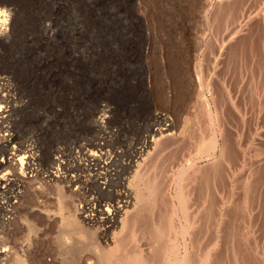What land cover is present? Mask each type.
Masks as SVG:
<instances>
[{
  "label": "rangeland",
  "instance_id": "374dc122",
  "mask_svg": "<svg viewBox=\"0 0 264 264\" xmlns=\"http://www.w3.org/2000/svg\"><path fill=\"white\" fill-rule=\"evenodd\" d=\"M1 14L20 129L45 161L68 141L82 165L28 188L0 264H264V0H0ZM101 105L120 165L98 145Z\"/></svg>",
  "mask_w": 264,
  "mask_h": 264
},
{
  "label": "built area",
  "instance_id": "2783aa9c",
  "mask_svg": "<svg viewBox=\"0 0 264 264\" xmlns=\"http://www.w3.org/2000/svg\"><path fill=\"white\" fill-rule=\"evenodd\" d=\"M13 84L9 77L0 75V164H3L0 170L2 171L0 174V234L11 229L19 213L24 196L23 181L26 178H35L36 185H48L54 180L61 181L65 177L68 160V147L64 141L54 143L50 149L48 161H45L40 133L33 130L27 133L20 129L19 116L17 117L15 113L20 99ZM103 108L107 109L105 111L107 117L109 109ZM75 146L71 145L70 149L73 163L80 162L78 154L80 147ZM16 154L24 157L21 167L20 162L16 160L14 163H18L19 166L16 167L13 163L15 167L4 170L12 163ZM8 242L0 243V250L6 248L10 251ZM4 244L5 247L2 246ZM0 259L7 258L1 255Z\"/></svg>",
  "mask_w": 264,
  "mask_h": 264
},
{
  "label": "bare ground",
  "instance_id": "6f19581e",
  "mask_svg": "<svg viewBox=\"0 0 264 264\" xmlns=\"http://www.w3.org/2000/svg\"><path fill=\"white\" fill-rule=\"evenodd\" d=\"M2 12V11H1ZM2 15V19L0 20V36H2V35H4L5 33H6V31L8 30V25H9V21H10V18H11V16L10 15H5V17H4V15L3 14H1ZM254 45V44H253ZM252 48V47H251ZM250 48V49H251ZM103 107H108V105H104V106H101V107H99L98 108V111H97V115H98V113H100L99 114V116L97 117V115H96V123H97V127H98V131L101 133V132H104L105 131V133L107 134L108 133V136L107 137H105L104 138V141L105 142H103V143H98V141H99V137H98V140H96V142L98 143V145H99V148L100 147H106V148H109V150L111 149L112 150V154L110 155V158H109V160H113L114 161V163L117 161L118 162V164L120 165V160H121V158L124 156V151H122V150H119V151H117L118 149H117V147L114 145V146H112V147H110V146H108L107 145V143H108V141H111V142H114V141H116V137H114V135H115V132L118 130V128H115V129H113L112 127H110L109 125H108V120L111 118V115H107V117H106V115H105V111L107 110V109H105V108H103ZM158 113V112H157ZM162 113V112H161ZM164 114V113H163ZM106 117V119H105V121H103V118H105ZM19 120H20V116H19ZM102 122H104V124H102ZM166 123H169V121H167ZM165 125H167V124H165ZM108 128V129H107ZM169 128H161V127H158L157 129H156V132L157 133H159V134H163L164 133V131H167ZM99 133V134H100ZM109 133H110V136H109ZM157 133H156V135H157ZM169 134V133H168ZM154 137V136H153ZM152 137V138H153ZM165 137V136H164ZM151 141H155V139L154 140H151ZM214 142V141H213ZM203 143V142H202ZM211 143V142H210ZM216 144V143H215ZM71 145H72V142H68L67 141V147H68V152H70V149H71ZM160 145V144H159ZM207 146V145H206ZM215 146V145H214ZM167 148V147H166ZM92 149V148H91ZM205 149V148H204ZM207 149V148H206ZM94 150L95 151H98V148H94ZM201 150H203V149H201ZM191 151V150H190ZM206 151V150H205ZM207 151H209V150H207ZM89 152V151H88ZM203 152H204V150H203ZM87 153V152H86ZM158 154V153H157ZM201 154V153H200ZM204 154V153H203ZM68 155V154H67ZM85 155V154H84ZM197 155V154H196ZM17 156H18V154H16V156H14V158H13V161H12V163L9 165V166H7L6 168H4V170L5 169H7L8 167H17V166H19V164H20V167H21V164L23 163V158L24 157H22V156H18V158H17ZM189 156V155H188ZM73 157L72 156H70V160H69V156H68V160H67V165L68 164H71V165H79V166H81L82 165V163L81 162H76V163H73V161L71 160ZM16 160H18V162H20L19 164L18 163H14ZM84 160L86 161V163H88L89 161L88 160H86V157L84 158ZM129 161H131V160H129ZM69 162V163H68ZM217 162V161H216ZM14 163V165H12ZM147 163V162H146ZM102 164V165H101ZM100 165L103 167V169H104V172H102V171H98V170H96V172H97V177L99 178V182H102V181H104V179H103V177H104V175L105 174H111V171L112 170H110L111 169V167H112V165L111 166H105L106 164H104V162L103 163H101ZM151 165V164H150ZM162 165V164H161ZM214 165H216V164H214ZM2 166H3V164H0V170L2 169ZM148 166V165H147ZM220 166V165H219ZM91 167H92V165H91ZM102 167H100V168H102ZM108 167V169H106ZM165 167V166H164ZM189 167V166H188ZM67 166H66V174H65V177L63 178V180H61V181H58V180H54L51 184H48V185H44V184H38V185H36L35 184V178H26L24 181H23V186H24V196H23V199H22V201H21V204L20 205H22V203H23V201H24V198H25V196H26V194H27V191H28V188L30 187V186H32L33 188H36L38 191H42L44 188H46V187H48V186H51L52 184H58V183H61V184H65L66 183V180H67V174H68V172H67ZM146 170H148V169H146ZM186 170V169H185ZM219 170V169H218ZM78 172L81 174V170H78ZM118 172V171H117ZM184 172V171H183ZM198 172V171H197ZM214 172V171H213ZM222 172H223V170H222ZM2 173V171H0V174ZM145 173V172H144ZM152 173V172H151ZM210 173V172H209ZM220 173V172H219ZM112 174H114L113 172H112ZM111 174V175H112ZM180 174V173H179ZM185 174V173H184ZM183 174V175H184ZM214 174V173H213ZM182 175V174H181ZM186 175V174H185ZM141 176V175H140ZM177 176V175H176ZM193 176V175H192ZM208 176V175H207ZM177 177H179V176H177ZM141 179V178H140ZM146 179V178H145ZM157 179V178H156ZM182 180V179H181ZM195 180H197V179H195ZM180 181V180H179ZM199 181V180H198ZM150 182V181H149ZM101 185H102V187H104V189L107 187V185L105 184V183H100ZM193 185V184H192ZM200 185H201V183H200ZM214 185V184H213ZM199 186V185H198ZM204 186V185H203ZM207 186V185H206ZM156 187H157V184H156ZM160 187V186H159ZM180 188H181V186H179ZM155 188V187H154ZM199 189V188H198ZM184 190V189H183ZM59 191V190H58ZM61 191V190H60ZM115 191H117V188L115 189ZM121 191H124V189H121ZM150 191H151V189H150ZM156 191V190H155ZM179 192H181V190L179 191ZM60 193V192H59ZM119 193H121L122 194V192H119ZM130 193V194H129ZM129 193H128V196L127 197H132V195H131V192L129 191ZM148 193H150V192H148ZM188 193V192H187ZM61 194V193H60ZM60 194H58V195H60ZM154 194V193H153ZM190 195V194H189ZM62 196V195H61ZM149 196V195H148ZM159 196V195H158ZM183 196V195H182ZM182 196H179L178 195V197H182ZM206 196V195H205ZM163 197V196H162ZM184 197V196H183ZM182 197V198H183ZM62 198V197H61ZM139 198V197H138ZM143 198V197H142ZM150 198V197H149ZM160 198V197H159ZM182 198H179L180 200L182 199ZM191 198V197H190ZM202 198H203V196H202ZM60 199V198H59ZM147 199V198H146ZM185 199H187L186 197H184V202H185ZM188 199H189V197H188ZM179 200V201H180ZM208 200H209V198H208ZM62 200H60L59 202H61ZM138 201V200H137ZM173 201V200H172ZM207 201V200H206ZM39 202H42V200H40ZM181 202V201H180ZM184 202H182V204L184 203ZM203 202V201H202ZM264 202V201H263ZM104 202H102L101 204H103ZM151 203V202H150ZM186 203V202H185ZM85 203H84V200H82V201H80L79 202V207H81V209H82V207H83V205H84ZM119 204H121V203H119ZM143 204V203H142ZM153 204V203H152ZM158 204V203H157ZM159 204H160V202H159ZM167 204V203H166ZM182 204H180L181 206H182ZM263 204V203H262ZM71 205H73V204H71ZM143 206V205H142ZM175 206V205H174ZM185 206V205H184ZM184 206H182V207H184ZM190 206V205H189ZM213 206H215V205H213ZM181 207V208H182ZM187 207V206H186ZM70 208V207H69ZM141 208V207H140ZM180 208V209H181ZM73 209V208H72ZM71 209V210H72ZM147 209V208H146ZM160 209V208H159ZM185 209H187V208H185ZM184 209V210H185ZM70 210V211H71ZM130 210V209H129ZM132 210V209H131ZM134 210V209H133ZM162 210V209H161ZM166 210V209H165ZM171 210V209H170ZM181 210H183V209H181ZM188 210V209H187ZM263 210V209H262ZM152 211V210H151ZM190 211V210H189ZM131 212V211H130ZM133 212V211H132ZM146 212V211H145ZM159 212V211H158ZM180 212H182V211H180ZM179 212V213H180ZM186 211H184V213H185ZM138 213H140V212H138ZM183 213V214H184ZM187 213V212H186ZM199 213V212H198ZM19 214V213H18ZM84 214H85V212H84ZM166 214V213H165ZM169 214V213H168ZM182 214V215H183ZM200 214V213H199ZM208 214V213H207ZM74 214L71 212L69 215H67L68 216V221H70V223H72V224H74V226H76L77 225V223H76V221H74V216H73ZM164 215V214H163ZM162 215V216H163ZM185 215H187V214H185ZM210 215H211V213H210ZM134 216V215H133ZM161 216V217H162ZM177 216V215H176ZM189 216V215H188ZM193 216V215H192ZM200 216V215H199ZM205 216V215H204ZM245 216V215H244ZM86 218H87V220H89V221H93V219H94V217H93V215L92 214H86V216H85ZM135 217V216H134ZM158 217V216H157ZM208 217V216H207ZM108 218H110V220H115L114 219V217H111V215H109V217ZM151 218V217H150ZM163 218V217H162ZM185 218H187L186 216H185ZM209 218V217H208ZM213 218V217H212ZM192 219V218H191ZM129 220V219H128ZM148 220V219H147ZM146 220V221H147ZM68 221H66L67 223H68ZM131 220H129V221H126V223H128V222H130ZM140 221V220H139ZM165 221V220H164ZM205 221V220H204ZM143 222V221H142ZM158 222V221H157ZM168 222V221H167ZM200 222V221H199ZM202 222V221H201ZM206 222L207 221H205V225H206ZM124 223V222H123ZM140 223V222H139ZM159 223V222H158ZM196 223V222H195ZM1 224V223H0ZM28 224V223H27ZM30 224V223H29ZM62 224H64L63 222H62ZM66 224V223H65ZM110 224H115V222L114 221H112V222H110ZM156 224V223H155ZM154 224V225H155ZM161 224V223H160ZM165 224V223H164ZM163 224V225H164ZM187 224V223H186ZM31 225V224H30ZM71 225V224H70ZM117 225V224H116ZM127 225V224H126ZM146 225V224H145ZM158 225V224H157ZM191 225V224H190ZM197 226V225H196ZM209 226V225H208ZM212 226V225H211ZM226 226H228V225H226ZM153 227V225L151 226V228ZM156 227V226H155ZM160 227V226H159ZM163 227V226H162ZM122 228V227H121ZM128 228H130V227H128ZM135 228V227H134ZM164 228V227H163ZM166 228V227H165ZM228 228H229V226H228ZM32 229V228H31ZM65 229V228H64ZM157 229V228H156ZM162 229V228H161ZM168 229V228H167ZM130 230V229H129ZM135 230V229H134ZM170 230V229H169ZM228 230V229H227ZM87 231V230H86ZM128 231V230H127ZM144 231V230H143ZM154 231V230H153ZM173 231V230H172ZM187 231V230H186ZM230 231V230H229ZM133 232V231H132ZM141 233V232H140ZM144 232H142V234H143ZM151 233V232H150ZM155 233H156V230H155ZM130 234V233H129ZM196 234V233H195ZM203 234V233H202ZM233 234V233H232ZM152 235V234H151ZM153 235L155 236V234L153 233ZM159 235V234H158ZM161 235V234H160ZM172 235V234H171ZM130 236V235H129ZM145 236V235H144ZM153 236V237H154ZM162 236V235H161ZM230 236V235H229ZM136 237V236H135ZM138 237V236H137ZM153 237H149V238H153ZM156 237H158V236H156ZM160 237V236H159ZM169 238V237H168ZM239 238V237H238ZM0 239H1V234H0ZM160 239V238H159ZM166 239V238H165ZM207 239V238H206ZM156 240V239H155ZM154 240V241H155ZM184 240V239H183ZM201 240V239H200ZM120 241H122V240H120ZM157 241H159V240H157ZM164 241V240H163ZM239 241V240H238ZM161 242V241H160ZM159 242V243H160ZM162 243V242H161ZM191 243H192V241H191ZM196 243V242H195ZM118 244V243H117ZM231 244V243H230ZM154 245H156V244H154ZM158 246V245H157ZM4 247H5V245H4ZM159 247V246H158ZM174 247V246H173ZM126 248V247H125ZM157 248V247H156ZM155 248V249H156ZM171 247H169V249H170ZM154 249V248H153ZM159 249V248H158ZM7 250V252H4V251H6ZM96 250V249H95ZM132 250V249H131ZM130 250V251H131ZM164 249H162V251H163ZM176 250V249H175ZM11 251V250H10ZM10 251H8V249H1L0 250V256L1 255H3L4 257L6 256V254H10ZM119 251H120V249H119ZM133 251V250H132ZM166 251V250H165ZM171 251V250H170ZM188 251V250H187ZM253 251V250H252ZM1 252H3V253H1ZM9 252V253H8ZM100 252V251H99ZM103 252V251H102ZM153 252V251H152ZM157 252H159V250L157 251ZM172 252V251H171ZM248 252V251H247ZM249 252H250V250H249ZM117 253H118V251H117ZM135 253H136V251H135ZM251 253V252H250ZM102 254H104V253H102ZM106 254V253H105ZM121 254V253H120ZM134 254V253H133ZM167 254H169V253H167ZM172 254V253H171ZM186 254V253H185ZM107 255V254H106ZM113 255V254H112ZM137 255V254H136ZM135 254H134V256L135 257H130L129 255V257H127V258H124V261H126V263L125 264H146V263H142V259L140 260V259H138V255L136 256ZM141 255V254H140ZM166 255V254H165ZM178 255V254H177ZM177 255L175 254V258H178L177 257ZM252 255V254H251ZM118 256V255H117ZM142 256V255H141ZM144 256V255H143ZM142 256V257H143ZM153 256V255H152ZM161 256V255H160ZM167 256V255H166ZM188 256H189V254H188ZM195 256V255H194ZM208 256V255H207ZM110 257V256H109ZM114 257V256H113ZM125 257V256H124ZM168 258L170 257V254H169V256H167ZM224 257V256H223ZM252 257V256H251ZM145 258V257H144ZM154 258V257H153ZM174 258V262L173 263H175V262H177V261H182V262H185V259H187V261H188V257L186 256V258L184 259H175ZM235 258V257H234ZM17 259V258H16ZM149 259V258H148ZM208 259V258H207ZM104 260V259H103ZM106 260V259H105ZM115 260V259H114ZM151 260V259H150ZM156 260V259H155ZM169 260V259H168ZM248 260H249V258H248ZM144 261V260H143ZM152 261H153V259H152ZM159 261V260H158ZM246 261H247V259H246ZM105 262V261H104ZM107 262H108V260H107ZM110 262H111V260H110ZM145 262V261H144ZM164 262V261H163ZM169 262V261H168ZM171 262V261H170ZM191 262V261H190ZM252 262V261H251ZM109 263V262H108ZM116 263V262H115ZM122 263V262H121ZM149 263V262H148ZM161 263V262H160ZM208 263H209V261H208ZM245 263V262H244ZM254 263V262H253ZM107 264V263H106ZM111 264V263H110ZM112 264H113V262H112ZM117 264H119V263H117ZM155 264V263H154ZM207 264V263H206ZM250 264V263H249Z\"/></svg>",
  "mask_w": 264,
  "mask_h": 264
}]
</instances>
